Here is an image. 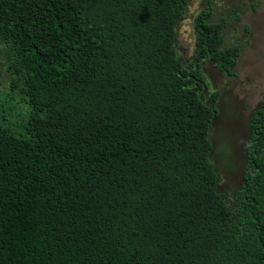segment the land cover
Returning a JSON list of instances; mask_svg holds the SVG:
<instances>
[{
  "label": "trees",
  "instance_id": "1",
  "mask_svg": "<svg viewBox=\"0 0 264 264\" xmlns=\"http://www.w3.org/2000/svg\"><path fill=\"white\" fill-rule=\"evenodd\" d=\"M188 0H0L22 133L0 123V264H264V97L243 184L212 162L218 93L236 77L212 0L178 53Z\"/></svg>",
  "mask_w": 264,
  "mask_h": 264
},
{
  "label": "rangeland",
  "instance_id": "2",
  "mask_svg": "<svg viewBox=\"0 0 264 264\" xmlns=\"http://www.w3.org/2000/svg\"><path fill=\"white\" fill-rule=\"evenodd\" d=\"M214 21L225 20V45H239L243 51L236 68V77L223 74L213 63H206L202 72L208 88L207 100L218 93V117L211 132L212 162L221 175V191L231 196L243 184L250 136L249 118L264 97V0H212ZM208 0H188L185 18L178 26V53L192 61L197 42L195 20L207 9ZM0 45V123H8L20 135L30 108L18 91L11 88L12 76L6 71Z\"/></svg>",
  "mask_w": 264,
  "mask_h": 264
}]
</instances>
